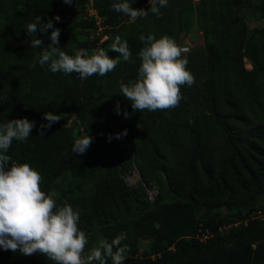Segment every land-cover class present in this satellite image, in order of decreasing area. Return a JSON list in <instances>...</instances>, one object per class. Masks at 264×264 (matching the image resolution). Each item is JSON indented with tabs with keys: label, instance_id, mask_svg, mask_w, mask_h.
Returning <instances> with one entry per match:
<instances>
[{
	"label": "trees",
	"instance_id": "1",
	"mask_svg": "<svg viewBox=\"0 0 264 264\" xmlns=\"http://www.w3.org/2000/svg\"><path fill=\"white\" fill-rule=\"evenodd\" d=\"M140 1L129 0L130 5ZM209 5L214 6L210 1ZM94 7L102 13L100 0ZM7 10L5 5L0 6V19L6 20ZM220 15L213 12L216 30L222 36ZM257 35V45L248 44L250 41L243 38L236 40L245 43L244 52L238 46L233 47V52L219 47L214 53V64H209L207 48L183 54L195 83L183 86L180 105L156 110L159 120L152 117L153 111L142 117L140 112L132 114L138 132L143 134L145 128L155 133L150 139V151L142 157V181L136 188L124 182L116 184L106 177L95 184L89 196L80 195L77 188L70 195L55 198L58 206L67 202L79 212L78 228L87 237L100 233L111 242V233L128 232L127 239L121 242V247L127 245L123 264H264V199L260 198L264 197V29ZM244 55L252 64L250 71L242 65ZM21 71L15 66H0V119L23 86L25 75ZM17 73H21L19 78ZM35 82L41 85V77ZM123 98L128 104L125 108H131V103ZM92 105V95L82 86L78 111L87 114ZM43 133L38 132L34 142L27 140L14 146L11 158L21 161L33 156L34 166L44 177L41 190L48 194L55 180L71 165L75 153L71 151L70 136L62 141L47 129ZM135 134L132 129L128 131L129 142H133L131 137ZM180 138H183L181 157L167 165L161 151L172 148ZM144 140L148 138L138 136L139 142ZM133 145L142 152L140 144L133 142ZM203 157L212 162L218 187L196 186L183 195V183L196 172L197 162ZM163 173L170 183L180 187L179 191L170 195V200L151 201L143 185H159ZM120 200L127 201L125 211L113 216L111 211ZM103 215L110 221L99 223ZM157 223L159 228L154 226ZM225 225L230 228L221 234L220 228ZM204 230L211 237L200 242L195 237ZM139 240L150 244L142 257L138 256ZM84 254L87 255L86 251ZM106 259L107 264H112L110 258ZM0 264L56 262L40 253L24 256L0 249Z\"/></svg>",
	"mask_w": 264,
	"mask_h": 264
},
{
	"label": "rangeland",
	"instance_id": "2",
	"mask_svg": "<svg viewBox=\"0 0 264 264\" xmlns=\"http://www.w3.org/2000/svg\"><path fill=\"white\" fill-rule=\"evenodd\" d=\"M90 1L72 0V3L65 4L63 0H22V2L0 0V6L5 5L8 9L6 20L0 19V66L18 67L25 75L16 100L10 102L2 112L0 124L20 118L34 122V127L27 138L32 142H34L33 137L36 136L38 139L37 133L45 129L62 141L67 135L73 142L86 133L92 137V143L86 152L75 153L71 165L66 167L62 175L53 183L51 192L56 193V198L70 195L77 188L80 189L78 192L80 195L89 196L94 191L95 184L105 181L106 177H111L116 184L124 182L126 186L132 188H136L142 181V157L150 151V143H152L150 139L155 133L145 128L143 134L138 132L137 120L134 123L132 114L139 111H134L132 107L125 108L128 104L120 94L121 84H129L137 79V70L140 66L138 53L145 46L144 42L139 40L140 35L147 37L152 34L157 39L166 35L176 41L178 46L186 49L183 54L198 48H207L209 64H214V53L219 47L231 49L229 51L233 52V47L238 46L244 52L245 43H237L236 40L243 38L245 41H250L248 44L257 45L259 38L257 32L264 29V0H168L167 7L160 8L159 16L149 11L147 17H138L135 21L123 13L112 10L111 5L118 0H100L103 11L100 13L96 10L100 24H97V20L90 15ZM96 1L99 0H93V7ZM209 1L213 2V7L209 5ZM27 3L30 5L27 6ZM130 6L147 11L151 7V0H141ZM213 12L221 14L220 26L224 29L222 36H219L216 30L218 24L214 21ZM36 16H40L43 23L52 20L53 27L60 30L57 46L70 56L82 50L87 55L94 54L98 48L108 51L110 44L118 35L128 44L131 62L121 59L115 69L107 75L94 74L84 80H81L76 73L68 75L61 72L52 73L47 65L41 67L39 63H36L35 67H29L36 62L43 51V48H30L29 42L32 37L26 34V25L33 22ZM56 16L60 17L59 21L53 19ZM112 29L115 31L110 33ZM51 30L49 29L45 34L39 31L35 34L43 41V47L51 43L49 40ZM107 55L115 58L119 54L109 50ZM242 65L246 71L252 69V64L245 55ZM20 74L17 73L16 76L19 78ZM39 76L42 79L41 85L35 82ZM82 86L93 98V105L87 109V114L78 111L79 91ZM117 105L120 114H117ZM68 110L72 112L69 113ZM46 112L58 114L61 119L54 122L50 128L42 129L40 126L47 123L43 119ZM155 112L143 110L139 115L142 117L145 113H152V117L159 120ZM124 113L128 114L127 118ZM131 129L136 132L131 140L140 144L142 152L133 145V142L128 141V131ZM125 130L127 134L117 139L116 135L122 134ZM138 136L148 138V141L139 142ZM13 141L14 143L4 153L10 157L14 146L26 142ZM182 141L183 138L177 139L172 148L165 152L161 151L167 165L180 159L183 152ZM34 159L33 156L23 158L21 161L11 158V162L27 163L38 171L42 177L41 188L44 177L42 171L34 166ZM212 166L209 158L199 159L196 172H192L182 185V194H188L196 186L217 188L218 178ZM161 176L162 182L159 185L153 187L145 183L143 185L151 201L170 200V195L179 191L180 187L170 183L164 173ZM260 198L264 199V197ZM126 202V200L118 201L111 211L112 215L118 216L119 213H123ZM109 221V217L103 215L99 223ZM229 228L230 225L222 226L220 233H226ZM116 237H120L122 242L127 239L128 232L117 230L110 234L111 240ZM87 239L86 254L93 246H98L102 236L96 233L94 237ZM149 248V242L139 240L138 256L142 257Z\"/></svg>",
	"mask_w": 264,
	"mask_h": 264
},
{
	"label": "clouds",
	"instance_id": "3",
	"mask_svg": "<svg viewBox=\"0 0 264 264\" xmlns=\"http://www.w3.org/2000/svg\"><path fill=\"white\" fill-rule=\"evenodd\" d=\"M65 4L72 0H63ZM168 0H151V7L134 9L129 0H118L111 5L112 10L123 13L135 21L138 17H147L149 11L157 16L160 8L167 7ZM53 19L60 20L56 16ZM49 29L51 41L43 47V41L36 37L37 31L45 34ZM26 34L31 36L30 48H43L36 62L29 65L41 67L47 65L52 73L61 72L66 75L76 73L81 80L98 74L105 76L113 71L121 59L131 62V52L126 41L115 36L109 50L118 53L115 58L107 55L103 48L87 55L85 51H77L70 56L59 46L60 30L53 27L52 20L41 22L36 16L34 21L26 25ZM35 37V38H33ZM145 46L140 49L138 57L140 66L137 79L129 84L120 85V94L130 103L134 111H156L177 107L182 99L181 86H192L195 77L187 69L188 60L176 42L164 35L155 38L152 34L147 37L139 36ZM117 114L119 105H117ZM127 113L124 116L127 118ZM47 121L40 127L50 128L58 122L61 116L51 112L44 113ZM34 127V122L26 118L8 120L0 124V249L19 252L24 256L40 253L56 264H107L110 258L112 264H123L127 245L121 247V238L116 237L111 242L100 239L98 246L84 254L88 244L86 234L78 228L79 212L64 202L63 206L56 203V193L46 194L41 190L42 177L29 164L11 162V157L4 154L13 140L26 141ZM43 134V131L40 132ZM126 130L121 135H126ZM92 143V137L87 133L74 140L72 153L83 154ZM159 228L157 223L154 225ZM115 249V250H114Z\"/></svg>",
	"mask_w": 264,
	"mask_h": 264
},
{
	"label": "built area",
	"instance_id": "4",
	"mask_svg": "<svg viewBox=\"0 0 264 264\" xmlns=\"http://www.w3.org/2000/svg\"><path fill=\"white\" fill-rule=\"evenodd\" d=\"M90 3H91L90 15L93 16L95 18V20H97V24H100V22H99L100 18L97 15L96 9L93 7V0H91ZM210 237H211V235L209 234V232L207 230H204V231H199V233L196 235L195 238L200 242H205L208 239H210Z\"/></svg>",
	"mask_w": 264,
	"mask_h": 264
}]
</instances>
